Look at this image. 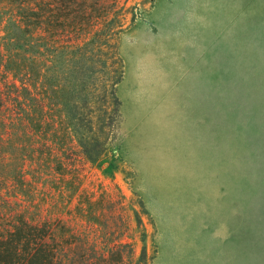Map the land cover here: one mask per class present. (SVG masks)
<instances>
[{"label": "rangeland", "instance_id": "1", "mask_svg": "<svg viewBox=\"0 0 264 264\" xmlns=\"http://www.w3.org/2000/svg\"><path fill=\"white\" fill-rule=\"evenodd\" d=\"M34 4L86 10L89 23L61 16L30 37ZM100 30L121 59L120 119L90 162L52 88L69 86L73 47ZM7 39L0 239L28 222L63 264H264V0H0L2 52ZM94 47L82 69L99 76L113 50ZM94 92L81 113L100 109ZM25 112L29 127L18 124Z\"/></svg>", "mask_w": 264, "mask_h": 264}, {"label": "trees", "instance_id": "2", "mask_svg": "<svg viewBox=\"0 0 264 264\" xmlns=\"http://www.w3.org/2000/svg\"><path fill=\"white\" fill-rule=\"evenodd\" d=\"M40 4H34L33 7L27 6L29 15L28 21L24 24L28 29L30 37L34 34L41 32H49L55 28V22L62 16L65 21H70L75 17H80L85 21H89V14L86 10H82L80 14H57L55 9L50 7L40 9ZM39 8H36L38 7ZM77 15V16H76ZM26 19V20H27ZM93 19V18H92ZM100 17L96 18V23H99ZM89 23V22H88ZM100 32L93 34L89 41L84 42L82 45L74 46L72 54L79 53L80 59L77 60L78 66L75 67L76 72L73 74V79L69 81V86L56 85L52 89L54 93L58 95V104L63 108L64 117L69 126V130L74 134L77 144L80 147L85 158L90 162L97 161L104 152V147L107 140L106 127L114 123L115 126L119 123V100L115 94V86L120 82L122 78V64L121 59L118 56L116 44L111 35L106 36L101 41ZM4 40V39H3ZM11 43V39L1 44V47H5V51H0L1 60L6 57L7 62L14 60L12 52L8 50V46ZM94 45L97 50L102 48L112 49V65L109 64V59L103 55V58H98L100 70L99 76L95 69L83 70L87 57L84 52L90 46ZM7 47V48H6ZM25 59V58H24ZM5 68L10 70L9 66ZM29 61V67L27 70H23L26 76V81L29 83L34 82V77L38 73L37 57L26 58ZM90 61H93L91 58ZM101 74V75H100ZM68 77L66 78V80ZM29 86L31 84H28ZM27 88V86H26ZM88 88L98 91L93 93L94 100L91 101L93 105L100 106L97 113H81L80 108L87 105L88 102ZM31 95V94H30ZM30 101H36V97L31 96ZM107 105L111 106V111L108 112ZM34 112H25L24 116H20L18 124L22 127L31 126L33 119L29 118ZM42 116H43V112ZM25 118V119H23ZM30 120L25 122V120ZM110 122V123H109ZM26 228V233L16 230L14 232H8V237L3 235L0 239V264H63L59 259L60 251L49 244H45L43 239L39 237L41 229L37 226H33L28 222H22ZM19 231V232H18ZM54 241V239H52ZM101 257H99L100 260ZM101 260H104L101 259ZM66 264H72L71 261L66 260ZM106 260L103 261L105 264ZM93 264V263H90Z\"/></svg>", "mask_w": 264, "mask_h": 264}]
</instances>
